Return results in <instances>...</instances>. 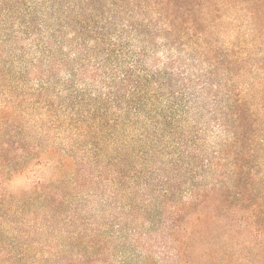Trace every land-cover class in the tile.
<instances>
[{"label":"trees","instance_id":"obj_1","mask_svg":"<svg viewBox=\"0 0 264 264\" xmlns=\"http://www.w3.org/2000/svg\"><path fill=\"white\" fill-rule=\"evenodd\" d=\"M0 264H264V0H0Z\"/></svg>","mask_w":264,"mask_h":264}]
</instances>
